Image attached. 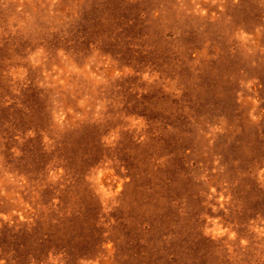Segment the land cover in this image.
Listing matches in <instances>:
<instances>
[{
  "label": "rangeland",
  "instance_id": "obj_1",
  "mask_svg": "<svg viewBox=\"0 0 264 264\" xmlns=\"http://www.w3.org/2000/svg\"><path fill=\"white\" fill-rule=\"evenodd\" d=\"M0 264H264V0H0Z\"/></svg>",
  "mask_w": 264,
  "mask_h": 264
}]
</instances>
